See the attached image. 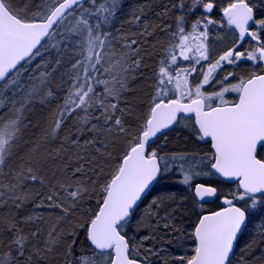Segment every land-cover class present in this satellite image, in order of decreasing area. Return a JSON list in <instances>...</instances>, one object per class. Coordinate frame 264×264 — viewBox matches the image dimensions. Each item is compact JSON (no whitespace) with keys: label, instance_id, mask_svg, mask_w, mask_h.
<instances>
[{"label":"snow or ice","instance_id":"obj_1","mask_svg":"<svg viewBox=\"0 0 264 264\" xmlns=\"http://www.w3.org/2000/svg\"><path fill=\"white\" fill-rule=\"evenodd\" d=\"M122 7V0H0V264H168L169 255L173 264H254L255 239L243 248L240 240L251 224L264 242V12L257 17L251 0L162 4L157 15L174 13V27L164 26L172 43L137 114L127 101L129 74H141L152 56L145 45L153 32L142 11L130 16L143 23L138 34L113 31ZM225 29L235 38L217 52ZM243 61L251 70L238 75ZM37 102L57 103L43 139L75 122L66 166L56 161L67 157L25 140ZM188 114L209 154L153 147ZM173 176L192 192L189 205L163 190ZM211 176L235 189L205 212L218 189L197 180ZM141 208L153 231L132 240L126 229ZM155 230L172 235L180 251L157 247Z\"/></svg>","mask_w":264,"mask_h":264},{"label":"trees","instance_id":"obj_2","mask_svg":"<svg viewBox=\"0 0 264 264\" xmlns=\"http://www.w3.org/2000/svg\"><path fill=\"white\" fill-rule=\"evenodd\" d=\"M17 3L20 0H16ZM39 2V0H38ZM123 7L117 12L115 21L112 25L113 31L119 30L120 34L123 35H134L138 34L142 28L143 23L137 25L135 22L130 21V16L133 12L138 14L142 11L144 15V21L152 25L153 35L148 38V44L145 45L147 51L152 53V56L145 61V66L141 69V74L137 75L135 73L129 74V91L127 93V101L130 106L137 111L139 114V106L147 104L148 98L154 92L155 79L154 73L157 71L159 66V61L164 58L166 50L169 48L171 33L169 30L165 29V25H172L174 27V13H169L164 16L157 15L163 11L161 5L167 3V0H122ZM251 3L257 6V17L260 16L261 12H264V0H251ZM194 18V17H193ZM230 36V35H228ZM224 46V45H223ZM117 52L119 51V45H116ZM135 76V79L131 77ZM59 95L62 97L65 95L64 91H59ZM62 102V101H58ZM123 106V105H122ZM57 107V103H52L49 105H40L39 102L33 107L30 113L27 114V122H30V127L25 133V140L32 142L39 140L41 142V151L50 154L58 153L61 157H67L68 160H58L56 164L61 166H66L71 160L75 148L70 144V138H75V122L69 120L66 125L62 127V130L54 138L43 139L41 136L42 129L49 127L51 120L50 114ZM87 135V134H86ZM193 129L191 127L190 120L182 118L180 123H178L176 129L167 134L165 144V138L161 137L153 147L159 145L161 150L165 154L173 153H187L195 154L198 156H206V146L197 144L193 139ZM82 147H86L83 146ZM92 154V149L88 148V155ZM55 164H50V168H55ZM45 174L51 177V173L45 170ZM175 176L172 178L162 181V187L165 192L172 191L177 194V196L186 197L184 203L189 205L192 201V192L187 190L179 183L175 182ZM197 182H203L206 184H211L216 186L218 189V196L228 195V188L222 182H220L215 176L206 177L197 180ZM94 203V201H93ZM214 204L208 205L209 208L203 206V211H208L212 209ZM28 210H32V206H28ZM35 211L40 212V209ZM197 211H201L197 205ZM23 214V213H21ZM45 216H48L47 212H44ZM144 213L143 208L138 210L136 216L137 219L134 220L131 225L128 226L126 231L128 232V238L132 240H138L140 237L144 236L146 233L153 231L152 226L148 225L147 219L141 222L140 217ZM162 215V213H161ZM55 217L53 216L50 222H54ZM195 220L193 215L191 219L184 220V227H191V223ZM66 227V226H65ZM255 226L249 225L248 231L243 235L240 240V248H243L245 244L255 239L256 245L254 246V251L252 252V258L254 264H264V242L258 235H255ZM154 235L158 238H162V242H157V247H166L172 253H178L180 250L175 246L176 242L172 235H166L163 231L155 230ZM81 244H83V233L80 235ZM146 244L153 243L152 241H146ZM83 249L78 245L77 251H82ZM187 251V250H185ZM239 249H237V257H239ZM168 264H173V258L171 255L166 257ZM156 264H160L159 261Z\"/></svg>","mask_w":264,"mask_h":264},{"label":"flooded vegetation","instance_id":"obj_3","mask_svg":"<svg viewBox=\"0 0 264 264\" xmlns=\"http://www.w3.org/2000/svg\"><path fill=\"white\" fill-rule=\"evenodd\" d=\"M215 15H216L217 17H219L220 14H219V12H216ZM228 35H233V33H232L231 31H229V34H228ZM233 36H234V35H233ZM234 38H235V37H234ZM217 45H218L220 48H223V49H224V48L230 46L231 43L228 44V45H225V46H223V43H221V45H220V44H217ZM249 47H250V44H248V43H246V44L243 45V48H249ZM241 50H243V49H241ZM251 67H252V66H251L250 62L243 61V62H241L239 68H236L235 71L238 72V71H240L242 68H246V69H248V70H251ZM228 70H233V69L229 68ZM234 96H235V95H233V96H229V97H230V99H231V98H234ZM183 118H184V119H188V120H190V123H191V124H192V119H194V118L189 119V117H185V116H184ZM177 125H178V124H177ZM177 125H176L173 129L169 130L168 133H170V132H172L174 129H176ZM168 133H167V134H168ZM193 139H194V141H196L197 144H200V145H204V146H206V148H207V149H206V155L209 154V152H210V144H208V143H206V142H204V141L197 142V138H196L195 136H193ZM219 181H220V180H219ZM220 182H221V181H220ZM222 184H224V185L227 186L228 188H230V187H235V185H228V184H225V183H223V182H222ZM212 204H214L213 208H212V209H209V210L206 211V212H212V211L219 210V208L221 207V206H220V198H219V196L216 198V200H215L213 203H204L203 206L209 208L208 205H212Z\"/></svg>","mask_w":264,"mask_h":264},{"label":"rangeland","instance_id":"obj_4","mask_svg":"<svg viewBox=\"0 0 264 264\" xmlns=\"http://www.w3.org/2000/svg\"><path fill=\"white\" fill-rule=\"evenodd\" d=\"M228 34H229V30L225 29V33H224V35L226 36V38L221 42V43H223L224 46H225V45H228V44H230V43H232V41H233V39H234V36H233V35L228 36ZM221 43H219V44L221 45ZM222 50H223V48H220L218 45H216V51H217V52H221ZM180 63H181V65H184V64H186L187 62H183V61H181ZM248 71H250V70H248V69H246V68H242L240 71L237 72V74H238V75H244V74H246ZM233 95H235V94H228V98L230 99L229 96H233ZM230 188H231V189H229V190L227 191V194H228V195H229V194L235 189V187H230Z\"/></svg>","mask_w":264,"mask_h":264},{"label":"water","instance_id":"obj_5","mask_svg":"<svg viewBox=\"0 0 264 264\" xmlns=\"http://www.w3.org/2000/svg\"><path fill=\"white\" fill-rule=\"evenodd\" d=\"M191 116V114H188V116H185V117H190ZM194 118V117H193ZM218 180H220L221 182H223V183H225V184H228V185H235L233 182H229V181H225V180H223V179H221V178H219V177H217V176H215ZM206 200H207V203H213L215 200H216V198H206ZM220 206H222L221 205V200H220Z\"/></svg>","mask_w":264,"mask_h":264}]
</instances>
